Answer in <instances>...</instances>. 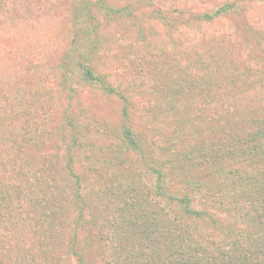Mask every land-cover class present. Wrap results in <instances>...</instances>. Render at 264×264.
<instances>
[{
  "label": "rangeland",
  "instance_id": "1",
  "mask_svg": "<svg viewBox=\"0 0 264 264\" xmlns=\"http://www.w3.org/2000/svg\"><path fill=\"white\" fill-rule=\"evenodd\" d=\"M232 1L0 0V234L7 235L0 264L11 256L23 264L36 237L48 251L34 264H80L76 251L99 258L111 244L104 221L116 203L98 204L93 185L107 174L92 170L93 159L118 152L125 125L154 133L172 111L168 87H181L184 79L198 83L210 70L202 60L216 56L264 87V42L247 44L237 32L242 19L264 29V0H240L243 13L235 7L229 17L207 21ZM228 84L221 102L232 110ZM258 95L264 104V91ZM83 124L93 131L91 138ZM39 176L51 185L39 198L41 206L26 198ZM53 204L59 206L56 214ZM195 224L193 241L219 252L225 233L202 220ZM78 239L86 252L71 246ZM172 241L185 243L179 235ZM160 245V264H167L169 240Z\"/></svg>",
  "mask_w": 264,
  "mask_h": 264
},
{
  "label": "trees",
  "instance_id": "2",
  "mask_svg": "<svg viewBox=\"0 0 264 264\" xmlns=\"http://www.w3.org/2000/svg\"><path fill=\"white\" fill-rule=\"evenodd\" d=\"M235 7L238 14L243 13L240 0H234L220 5L207 21L236 13ZM237 32L247 44L260 47L264 42V29L257 30L247 20L242 19ZM235 48L240 52L239 46ZM202 62L210 70L198 83L184 79L181 87H168L167 94L172 96L167 109L170 111L173 100L172 111L165 122L158 123L154 133L142 127L135 128L136 133L133 126L125 125L118 135V152L106 159H93L92 170L97 175L98 170L107 174L106 181L95 179L93 187L99 195L96 200L99 205H116L105 214L111 244L101 250L99 258L89 257L80 239L73 240L71 246L86 252L76 251L80 264H160V244L168 240L167 264H264V229L261 233L255 229L264 227V127L255 124L264 121L263 97H256L264 87L251 81L250 74L234 71L231 63L226 65L216 56ZM87 76L98 83L89 71ZM227 84L232 110L221 102V91ZM100 88L117 94L113 89ZM122 115L127 117L124 111ZM166 123L167 129L163 128ZM83 125L81 129L87 136L93 133L89 125ZM164 129L168 136L162 135ZM76 137L73 145L78 144ZM41 178L29 184L26 195L40 206L44 203L40 196L51 188ZM51 207L56 214L58 204ZM219 215L225 220L220 221ZM192 217L225 233L216 246L219 252L193 241L191 234L198 226ZM175 235L185 243L172 241ZM36 239L23 264H34L48 251V246H42L39 237ZM4 242L5 233L0 234V244ZM4 264L18 263L11 256Z\"/></svg>",
  "mask_w": 264,
  "mask_h": 264
}]
</instances>
